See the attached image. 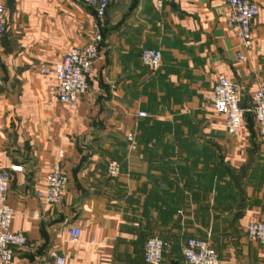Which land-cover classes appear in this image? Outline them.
Instances as JSON below:
<instances>
[{"label": "crops", "instance_id": "1", "mask_svg": "<svg viewBox=\"0 0 264 264\" xmlns=\"http://www.w3.org/2000/svg\"><path fill=\"white\" fill-rule=\"evenodd\" d=\"M245 50L225 0H110L102 20L80 0H8L0 35V170L12 173V230L28 243L11 264H148L145 245L166 242L162 264H186L190 238L207 240L223 264H264L247 237L264 221V140L252 96L264 80V0ZM104 35L101 58L76 110L52 97L42 66ZM145 48L163 58L153 73ZM242 52L243 59L238 57ZM241 87L248 110L237 136L209 100L217 77ZM139 111L147 117H139ZM121 172L109 176L108 164ZM60 162L69 184L59 204L38 196ZM81 231L71 242L70 229Z\"/></svg>", "mask_w": 264, "mask_h": 264}, {"label": "built area", "instance_id": "2", "mask_svg": "<svg viewBox=\"0 0 264 264\" xmlns=\"http://www.w3.org/2000/svg\"><path fill=\"white\" fill-rule=\"evenodd\" d=\"M94 8L98 20H102L110 6V0H80ZM173 0H158V6ZM8 0H0V35L8 30L7 15ZM230 7L227 19L228 26L235 32L243 49L250 50L253 45L252 24L260 15V6L255 0H225ZM104 41L102 33H96L84 47H73L65 54L62 61L53 66H42L44 75H53L56 84L52 87V97L59 102L76 110L81 98L89 90V77L95 62L101 58V44ZM240 59L244 58L238 52ZM163 54L159 49L145 48L140 53L141 64L150 72H157L162 63ZM241 87L239 84L220 75L209 100L213 108L224 115L227 131L237 136L241 131L248 112L241 105ZM251 112L258 128L259 135L264 140V80L252 96ZM139 117H147L146 112L139 111ZM22 170L21 166H12L0 170V264H11L17 249L27 245L28 239L24 232L12 230V220L15 211L8 206V197L12 181V173ZM107 172L111 177H117L121 165L117 161L108 164ZM69 179L66 170L60 162L53 165L47 177L46 190L38 196L47 204H59L68 189ZM71 242L79 241L81 231L78 227L70 229ZM247 237L264 245V221L252 220L246 226ZM166 242L161 237L149 239L145 245L144 258L148 264H162ZM183 255L186 264H223L216 249L207 240L190 238L184 248ZM66 258L55 259L56 264H64Z\"/></svg>", "mask_w": 264, "mask_h": 264}]
</instances>
